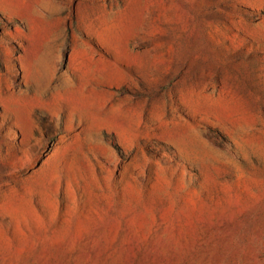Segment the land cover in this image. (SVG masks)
<instances>
[{
  "label": "rangeland",
  "instance_id": "374dc122",
  "mask_svg": "<svg viewBox=\"0 0 264 264\" xmlns=\"http://www.w3.org/2000/svg\"><path fill=\"white\" fill-rule=\"evenodd\" d=\"M0 264H264V0H0Z\"/></svg>",
  "mask_w": 264,
  "mask_h": 264
}]
</instances>
